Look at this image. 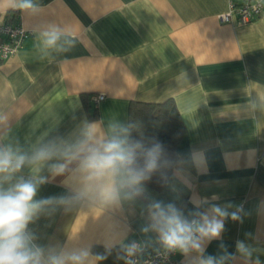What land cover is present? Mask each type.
Segmentation results:
<instances>
[{
	"label": "crops",
	"instance_id": "1",
	"mask_svg": "<svg viewBox=\"0 0 264 264\" xmlns=\"http://www.w3.org/2000/svg\"><path fill=\"white\" fill-rule=\"evenodd\" d=\"M229 1L40 0L38 16L8 11L2 15L29 32L23 46L0 63V96L13 109L11 136L22 145L45 131L67 136L83 119L116 116L127 122L131 101L172 98L185 127L176 154L188 160L203 151L207 162L202 168L186 163L175 191L146 192L175 203L189 219L211 204H231L229 211L242 206V220H225L221 238L207 244L206 254L226 250L236 257L229 264H246L236 250L237 241H244L255 250L247 264L257 258L264 264V116H240L247 95L257 85L264 88V9L249 22L221 21ZM47 23L68 27L78 38L70 53L51 62L39 60L35 48V35ZM98 93L104 98L95 106L91 97ZM64 179L49 177L37 198L65 195ZM202 198L209 203L195 208L192 201ZM143 203L107 222L98 219L99 211L58 209L30 228L41 245H62L79 234L94 253H103L108 223H116L130 228L128 240L161 246L156 234L139 231ZM180 260L189 264L182 254ZM102 264L124 261L113 251Z\"/></svg>",
	"mask_w": 264,
	"mask_h": 264
},
{
	"label": "clouds",
	"instance_id": "2",
	"mask_svg": "<svg viewBox=\"0 0 264 264\" xmlns=\"http://www.w3.org/2000/svg\"><path fill=\"white\" fill-rule=\"evenodd\" d=\"M42 10L40 0H0V14L13 11L35 17ZM35 40L38 59L48 62L70 53L78 43L71 29L56 23L40 28ZM253 92L240 105V116L258 121L257 113L264 116V88L257 85ZM12 111L7 98L0 96V264H102L113 251L124 264H137L134 258L144 245L127 239V225L108 223L103 253H94L79 234L68 235L62 245H41L30 225L58 209L99 211L98 219L107 222L133 212L142 200L147 202L141 205L145 222L139 231L145 236L156 234L165 251L184 255L189 264H229L236 259L226 250L218 256L206 254V246L221 238L225 220H242V206L229 211L231 204H211L205 211L190 213L193 218L189 219L175 203L146 197V184L154 176L162 187L175 191L176 181L184 179L186 163L197 168L206 165L203 151H193L188 160L170 156L159 141L133 137L139 131L137 122H123L116 116L107 121L83 119L67 136L45 131L22 145L11 136ZM45 171L48 175L42 174ZM57 176L65 177L67 193L37 198L49 177ZM192 203L200 209L209 201L202 198ZM236 250L246 264L255 251L244 241H237ZM254 264H260L258 258Z\"/></svg>",
	"mask_w": 264,
	"mask_h": 264
},
{
	"label": "built area",
	"instance_id": "3",
	"mask_svg": "<svg viewBox=\"0 0 264 264\" xmlns=\"http://www.w3.org/2000/svg\"><path fill=\"white\" fill-rule=\"evenodd\" d=\"M263 9L264 0H241L239 2L230 0L227 10L221 13L219 18L221 21H229L236 18L238 22L245 23L258 17ZM28 32L17 19L0 14V63L9 59L23 46ZM103 98V93H98L91 97L95 106ZM142 244L144 245L142 251L134 258L137 264H184L180 260V253L178 252H167L162 245Z\"/></svg>",
	"mask_w": 264,
	"mask_h": 264
},
{
	"label": "trees",
	"instance_id": "4",
	"mask_svg": "<svg viewBox=\"0 0 264 264\" xmlns=\"http://www.w3.org/2000/svg\"><path fill=\"white\" fill-rule=\"evenodd\" d=\"M15 16L14 14L13 17ZM129 121H135L139 125V131L133 133L134 138L143 135L146 139H155L164 146L170 156L177 155L176 145L184 135L185 127L172 98L162 102L131 101L128 106L127 122ZM146 188L151 192L163 189L155 176L146 184ZM146 197L152 199L149 192H146Z\"/></svg>",
	"mask_w": 264,
	"mask_h": 264
}]
</instances>
